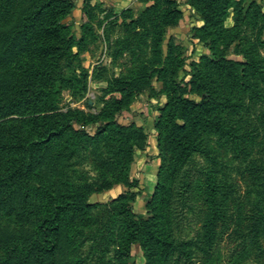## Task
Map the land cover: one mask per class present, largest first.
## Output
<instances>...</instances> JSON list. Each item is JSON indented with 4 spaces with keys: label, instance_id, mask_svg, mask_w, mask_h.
<instances>
[{
    "label": "trees",
    "instance_id": "1",
    "mask_svg": "<svg viewBox=\"0 0 264 264\" xmlns=\"http://www.w3.org/2000/svg\"><path fill=\"white\" fill-rule=\"evenodd\" d=\"M0 2V264L29 263L32 258L41 262L61 244L67 247L66 264H87L81 248L88 241L97 264H131L132 244L140 237L146 264H198L199 253L203 264H218L221 252L213 248L227 230L236 242L228 264H242L253 254L264 256V202L252 199L253 183L264 178V160L251 159L255 151L251 124L260 127L258 120L264 125V110L257 119L248 113L264 100V76L261 60L253 52L242 47L246 59H231L225 49L212 45V51L200 63L193 62L189 72L191 90L200 99L185 96L188 84L169 79V73L183 67V59L174 56L172 41L166 52L161 47L163 28L155 0L153 58L145 60L134 76L113 79L94 74L109 82L104 95L121 90V97L106 99L98 112H60L56 105L45 103L56 92L54 80L59 77L53 66L64 50H71L66 45L76 36L64 20L75 2L30 0L27 7L28 0ZM241 2L235 6L238 14L243 10ZM192 3L202 13L201 28L214 26L225 42L239 32V19L250 22L253 13H263L250 4L243 17L227 27L220 17L227 13V5L221 0ZM90 6V0H85L80 41L86 36L85 13ZM138 23L143 26L144 20ZM75 76L79 78L78 73ZM154 76L166 82L162 93L167 101L155 124L161 166L148 202L152 215L141 220L133 206L134 191H123L104 203L90 202L91 193L111 187L112 181L101 175L86 177L78 157L88 149L94 169H106L112 179L133 184L131 164L146 132L136 123H120L115 113L126 106L124 84L148 83ZM90 121H100L94 134L74 126ZM213 135L234 157L248 161L243 177L252 185L241 194L231 180V162L211 145ZM198 155L203 163L198 164ZM197 201L205 205L203 210H198ZM190 212L200 218L196 234L183 232ZM21 214L33 223V233L19 227L24 220Z\"/></svg>",
    "mask_w": 264,
    "mask_h": 264
},
{
    "label": "rangeland",
    "instance_id": "2",
    "mask_svg": "<svg viewBox=\"0 0 264 264\" xmlns=\"http://www.w3.org/2000/svg\"><path fill=\"white\" fill-rule=\"evenodd\" d=\"M73 1L75 2L74 8L64 19L72 26V30L76 34L75 38L66 45L67 49L71 48L73 52L69 49V52L64 50V55L53 66L54 69L57 67L55 71H57L59 78L54 80L55 94L45 105L54 104L60 112H67L70 109L98 112L106 99H110L113 95L121 97L122 94L121 90H115L111 94L104 95L103 88L107 87L109 82L105 78L97 79L94 76L95 73H102L104 77L107 76L113 79L116 77L134 76L139 72L145 60L153 58L152 30L154 28L152 27L151 19L154 16L152 5L155 4V0H135L134 4L123 8L121 11H114V7L90 0L91 9L88 8L85 13L86 36L82 41L79 39L82 33L81 24L85 0H83L80 7L77 6L76 0ZM192 1L158 0L159 15L161 16L163 28L161 47L166 52L168 43L172 41L174 56L177 59H183V67L179 68L175 73H169V79L182 81L183 85L185 83L188 84V90L184 95L200 99V95L191 90V74L189 72L192 69L193 62L200 63L202 56L212 51V45L225 49L228 58L239 60L246 59L245 53L240 49L247 47L253 52L256 59L261 60L259 65L264 76V0H242L243 10L240 14L235 9L239 0H221V4L227 5V13L225 15L220 14V17L224 19L223 23L227 27L234 26L236 17H243V12L248 9L250 4L254 3L253 6H250L252 9L259 6L263 11L260 16L253 13L251 15L253 19L250 22V19H239V32L236 35L234 34L231 37L232 40L228 42L216 35L214 26L208 29L201 28L205 22L201 11ZM29 5L30 0L26 3V7ZM25 8L21 11L23 12ZM143 11L146 12L144 15L142 14ZM141 19L144 20L143 26L138 23ZM137 28H141L138 33L135 31ZM257 39H259L258 45ZM170 63L172 65L175 64L174 61ZM102 66L107 67V69H101ZM77 73L79 78L75 76ZM215 78H217L218 83H222L221 78L217 76ZM262 84L264 85V82ZM124 85L126 92L122 97L126 101V106L115 113L116 119L125 125L136 123L139 126H144L146 132V138L139 139L140 146L136 148L131 164L130 180L133 184L129 185L114 178L112 179L106 169L104 171L101 170V172L94 169L92 166L93 155H90L88 149L83 152L82 156L78 157V160L81 164L80 169L89 179L101 175L102 178L112 181L111 187L91 193L88 198L90 202L104 203L123 191L131 190L136 193V198L133 201L136 217L141 220H147L152 215L148 202L156 189L158 171L161 166L159 149L154 144L156 142L157 145L155 124L160 114V107L164 106L167 101L166 94L162 93L166 82L164 79L154 76L148 83L136 81L134 85ZM262 110H264V100L255 104L251 113H248L251 118L257 119L258 115L263 114ZM257 123L261 126L254 127L256 124H251V135H253L255 147L251 159L263 158L264 160V125L258 120ZM99 124L100 121H90L82 126L81 123L75 122L74 126L94 134ZM210 140L214 151L231 162L232 167L229 168V171L231 180L236 183L237 194L249 189V184L252 185V182L248 183L243 177L248 161L236 158L231 151H227L219 136L213 135ZM197 160L198 164L204 162L200 155L197 156ZM192 171H196L195 166L192 167ZM253 188L255 190L252 193V199L261 198L260 202L262 204L264 202V178L254 182ZM196 203L199 207L198 210L200 208L204 209L205 205L201 201ZM262 205L264 206V203ZM16 210L22 212L23 208L19 209L16 207ZM189 214L188 218L183 221L185 222L183 232L196 234L200 228V218L197 214H192L191 212ZM20 217L21 219L24 217V222L22 221L19 227L23 226L25 233L27 230L32 231L34 228L33 223L29 222V220L25 221L28 216L21 214ZM61 235H58L59 240ZM142 241L143 239L140 237L132 244L131 255L128 258L131 264H146L147 257ZM90 243L91 241L85 242L81 251L87 257V264H97L96 256L89 248ZM235 246L236 242L230 238L228 230L220 233L218 241L213 248L214 252L217 250L221 252L218 264H228V258ZM112 253L110 252L109 254L111 255ZM201 257L202 254H197L198 264H203ZM67 258V247L61 244L54 254L48 255L41 262L32 258L29 263L18 261L14 264H66ZM184 264L192 263L184 262ZM242 264H264V256L253 254Z\"/></svg>",
    "mask_w": 264,
    "mask_h": 264
},
{
    "label": "crops",
    "instance_id": "3",
    "mask_svg": "<svg viewBox=\"0 0 264 264\" xmlns=\"http://www.w3.org/2000/svg\"><path fill=\"white\" fill-rule=\"evenodd\" d=\"M94 2H102L104 5L109 7H114V11H121L123 8L127 6H131L135 3V0H93ZM83 0H76L77 6L80 7L82 5ZM77 8V7H76ZM155 146L156 142H154Z\"/></svg>",
    "mask_w": 264,
    "mask_h": 264
}]
</instances>
